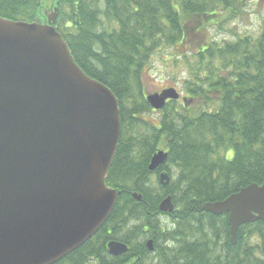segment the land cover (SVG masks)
<instances>
[{
    "label": "trees",
    "instance_id": "16d2710c",
    "mask_svg": "<svg viewBox=\"0 0 264 264\" xmlns=\"http://www.w3.org/2000/svg\"><path fill=\"white\" fill-rule=\"evenodd\" d=\"M38 1L0 0V16L32 22L41 16ZM246 2L58 0L53 25L75 62L117 98L120 135L106 184L119 194L99 230L53 264H264V221L240 225L232 244L227 213L201 209L264 182V23L255 38L228 30L232 41L215 40L206 31L239 19ZM157 55L185 66L186 103L170 100L154 123L143 116L152 110L143 79ZM194 100L200 107H189ZM161 149L167 159L150 172ZM162 169L169 177L175 171V181L151 198L146 183ZM167 194L173 228L159 231L153 220ZM110 240L127 244V253L108 254Z\"/></svg>",
    "mask_w": 264,
    "mask_h": 264
},
{
    "label": "water",
    "instance_id": "95a60500",
    "mask_svg": "<svg viewBox=\"0 0 264 264\" xmlns=\"http://www.w3.org/2000/svg\"><path fill=\"white\" fill-rule=\"evenodd\" d=\"M58 0L38 1L34 21L0 16V264H53L91 238L119 191L106 184L120 135L112 91L75 62L53 23ZM154 110L178 100L175 87L145 93ZM186 103V98H182ZM157 150L148 170L165 163ZM169 176L159 174L167 186ZM140 201V193L132 192ZM201 209L227 213L232 244L240 225L264 221V182L249 184ZM158 210H174L171 195ZM146 246L153 250V240ZM120 256L127 244L110 240Z\"/></svg>",
    "mask_w": 264,
    "mask_h": 264
},
{
    "label": "rangeland",
    "instance_id": "374dc122",
    "mask_svg": "<svg viewBox=\"0 0 264 264\" xmlns=\"http://www.w3.org/2000/svg\"><path fill=\"white\" fill-rule=\"evenodd\" d=\"M264 23V0H247L245 11L241 13V17L234 21H230L229 23H224L219 27L218 25H208L206 31L208 34L213 37L215 40H231L235 37L232 36L228 30H231L233 34H237L238 36L247 35L252 38H255L259 35L262 24ZM200 35L195 37V40L198 41ZM185 52V51H184ZM164 53V55H166ZM164 58L159 57L158 55L154 57L152 60V65L145 72V76L143 79V90L145 93L160 91L163 88L167 87H175L181 97L186 96L182 90V81L185 78L186 70L185 66H170L161 61ZM178 106L182 104V100L179 99ZM200 107L196 100L192 101L189 105L192 109L196 107ZM216 108V103L211 102V109ZM159 110H151L150 112L144 114V118L151 120L156 123L158 118L160 117ZM230 157V154H229ZM171 179L170 181H175V171H171ZM174 174V176H173ZM156 176L154 174L149 176V180L146 183L147 190L151 193V198H156L162 193L161 183L158 182ZM158 227L159 231L162 229L173 228V223L169 219L165 213L161 212L158 216L153 220ZM174 244V243H173ZM173 244L169 243V246ZM150 262L155 261L154 257L149 259Z\"/></svg>",
    "mask_w": 264,
    "mask_h": 264
},
{
    "label": "flooded vegetation",
    "instance_id": "af4514ba",
    "mask_svg": "<svg viewBox=\"0 0 264 264\" xmlns=\"http://www.w3.org/2000/svg\"><path fill=\"white\" fill-rule=\"evenodd\" d=\"M156 171V170H155ZM155 171H153V172H155ZM161 172H166L167 173V171L166 170H164V169H162V170H159V172H157L156 174H154L155 176H156V178H157V180L159 179V174L161 173ZM170 179H171V177H170ZM169 182H170V180H169ZM168 195V194H167ZM166 196V195H165ZM164 196V197H165ZM168 214H170V213H168ZM165 215H167V214H165ZM154 250V249H153ZM152 250V251H153ZM151 251V252H152Z\"/></svg>",
    "mask_w": 264,
    "mask_h": 264
}]
</instances>
